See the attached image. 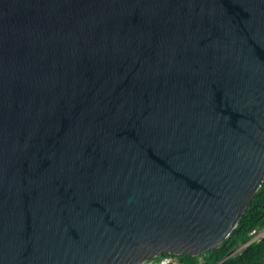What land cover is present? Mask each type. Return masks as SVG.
<instances>
[{"label": "water", "instance_id": "1", "mask_svg": "<svg viewBox=\"0 0 264 264\" xmlns=\"http://www.w3.org/2000/svg\"><path fill=\"white\" fill-rule=\"evenodd\" d=\"M263 180L264 0H0V264L199 256Z\"/></svg>", "mask_w": 264, "mask_h": 264}, {"label": "trees", "instance_id": "2", "mask_svg": "<svg viewBox=\"0 0 264 264\" xmlns=\"http://www.w3.org/2000/svg\"><path fill=\"white\" fill-rule=\"evenodd\" d=\"M263 229L264 180L230 236L217 246L199 256L167 253L152 260L170 257L172 263L169 264H264V234L252 240L253 234L256 235ZM244 244L246 245L241 251L234 252Z\"/></svg>", "mask_w": 264, "mask_h": 264}, {"label": "rangeland", "instance_id": "3", "mask_svg": "<svg viewBox=\"0 0 264 264\" xmlns=\"http://www.w3.org/2000/svg\"><path fill=\"white\" fill-rule=\"evenodd\" d=\"M263 234H264V229H263L262 231H260V233H258V234H256V235L253 234L252 240H253L254 238H258V237H260V236L263 235ZM245 245H246V244H244L243 246L239 247V248L236 249L234 252L241 251L242 248H243ZM234 252H233V253H234ZM161 259H162V257H161V258H158L157 260L146 261V262H144L143 264H160Z\"/></svg>", "mask_w": 264, "mask_h": 264}, {"label": "built area", "instance_id": "4", "mask_svg": "<svg viewBox=\"0 0 264 264\" xmlns=\"http://www.w3.org/2000/svg\"><path fill=\"white\" fill-rule=\"evenodd\" d=\"M172 263V260L170 257H162L160 264H169Z\"/></svg>", "mask_w": 264, "mask_h": 264}]
</instances>
